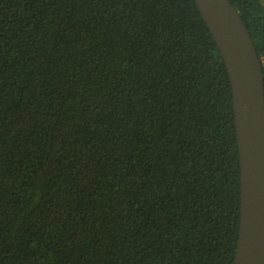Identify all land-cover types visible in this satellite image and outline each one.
I'll return each mask as SVG.
<instances>
[{"label":"trees","instance_id":"obj_1","mask_svg":"<svg viewBox=\"0 0 264 264\" xmlns=\"http://www.w3.org/2000/svg\"><path fill=\"white\" fill-rule=\"evenodd\" d=\"M264 76V0H229ZM228 71L194 0H0V264H234Z\"/></svg>","mask_w":264,"mask_h":264},{"label":"water","instance_id":"obj_2","mask_svg":"<svg viewBox=\"0 0 264 264\" xmlns=\"http://www.w3.org/2000/svg\"><path fill=\"white\" fill-rule=\"evenodd\" d=\"M226 65L240 160L234 264H264V76L249 30L229 0H194Z\"/></svg>","mask_w":264,"mask_h":264}]
</instances>
